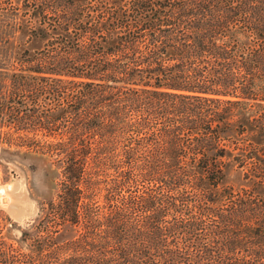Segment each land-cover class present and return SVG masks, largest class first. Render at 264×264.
<instances>
[{
  "label": "trees",
  "instance_id": "16d2710c",
  "mask_svg": "<svg viewBox=\"0 0 264 264\" xmlns=\"http://www.w3.org/2000/svg\"><path fill=\"white\" fill-rule=\"evenodd\" d=\"M0 152L58 197L0 264H264V0H0Z\"/></svg>",
  "mask_w": 264,
  "mask_h": 264
},
{
  "label": "rangeland",
  "instance_id": "374dc122",
  "mask_svg": "<svg viewBox=\"0 0 264 264\" xmlns=\"http://www.w3.org/2000/svg\"><path fill=\"white\" fill-rule=\"evenodd\" d=\"M58 180V179H57ZM226 181L238 185L242 180L241 172L236 170L232 163L227 168ZM48 180H43L41 167L31 172L27 163L17 159L4 158L0 152V189L5 200L0 201V225L2 226V241L17 245L18 238L23 229H31L32 223H38L44 216L49 203L57 201V186ZM42 207V209H41ZM8 217V219H7ZM78 226L65 222L60 225L54 234V239L62 241L70 238L76 233ZM22 250L26 251L24 245Z\"/></svg>",
  "mask_w": 264,
  "mask_h": 264
},
{
  "label": "bare ground",
  "instance_id": "6f19581e",
  "mask_svg": "<svg viewBox=\"0 0 264 264\" xmlns=\"http://www.w3.org/2000/svg\"><path fill=\"white\" fill-rule=\"evenodd\" d=\"M1 189H0V201L3 199V201L5 200V196L4 195H2V193H1Z\"/></svg>",
  "mask_w": 264,
  "mask_h": 264
}]
</instances>
